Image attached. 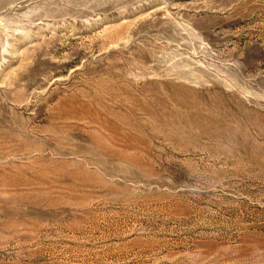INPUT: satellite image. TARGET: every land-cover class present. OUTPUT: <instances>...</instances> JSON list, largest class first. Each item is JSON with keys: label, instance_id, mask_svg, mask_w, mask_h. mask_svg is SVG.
Returning <instances> with one entry per match:
<instances>
[{"label": "rangeland", "instance_id": "obj_1", "mask_svg": "<svg viewBox=\"0 0 264 264\" xmlns=\"http://www.w3.org/2000/svg\"><path fill=\"white\" fill-rule=\"evenodd\" d=\"M0 264H264V0H0Z\"/></svg>", "mask_w": 264, "mask_h": 264}]
</instances>
